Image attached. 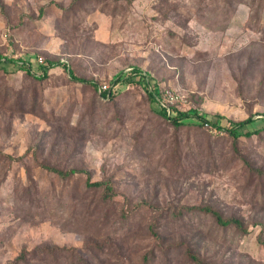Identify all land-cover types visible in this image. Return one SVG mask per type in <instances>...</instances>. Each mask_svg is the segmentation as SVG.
Instances as JSON below:
<instances>
[{"label": "rangeland", "instance_id": "1", "mask_svg": "<svg viewBox=\"0 0 264 264\" xmlns=\"http://www.w3.org/2000/svg\"><path fill=\"white\" fill-rule=\"evenodd\" d=\"M74 1L0 0V56L33 73L0 70V264L49 245L108 264H264V132L178 127L139 85L112 83L138 68L182 112L261 129L264 0ZM40 60L66 67L40 79ZM44 164L109 180L114 199Z\"/></svg>", "mask_w": 264, "mask_h": 264}, {"label": "trees", "instance_id": "2", "mask_svg": "<svg viewBox=\"0 0 264 264\" xmlns=\"http://www.w3.org/2000/svg\"><path fill=\"white\" fill-rule=\"evenodd\" d=\"M83 0H75L74 2H79ZM1 57V56H0ZM16 66L17 70L16 71H22L27 74L33 75L31 68L27 66L26 63H21L18 64L15 61H7V62H0V70L4 71L5 73H9L8 67L9 66ZM56 66H62L66 67L65 64H63L60 61H56V63H51V66H42V75L39 76L38 78L40 79H47L49 76V72L51 69H54ZM15 71V72H16ZM68 72L70 76L72 77L73 80L89 85L93 87L95 90L99 89V87L94 84L91 81L85 80V79H79L76 78L73 74V71L71 69H68ZM138 79V80H135ZM113 86H118V85H123V86H128V85H139L147 94L149 99L151 100L152 103H155L158 106L157 114L162 117L163 119L167 120L170 123H173L175 126L178 127H183L185 125L186 120L190 118H194L201 122L200 124L202 127L206 124L208 126L214 127L220 132H224L227 135H229L231 138L234 140H239L240 138H252L255 135H260L262 132H264V126L261 129H257L254 131H250L248 126L252 125L254 122L253 118L250 117L247 120L244 121H234V120H228L227 125L224 126L222 124V120L224 119L222 116L218 115L216 116L217 121L215 122H210L208 120V115L203 114L198 112L197 110H190L189 112H182L180 109L174 107V105H170L171 108V113L170 115L168 114L166 109H162L157 101L155 96L159 94H163V92H160V89L158 85H155L152 89L150 88V83H149V76L148 75H143L140 69L138 68H133V70L129 73H120L117 75L113 81ZM100 94L102 98H110V99H115L119 93L117 91L113 90H108V91H100ZM264 123V120H263ZM42 167H44L46 170L57 174L58 176L62 177L63 179H68L76 175H86V182L85 186L91 190H103L104 191V198L107 200H112L114 199V187L111 181L109 180H102V181H97L94 182L92 179V175L88 171L84 170H76L72 169L70 171L64 172L59 169H56L52 167L51 165L44 164ZM207 213H211V215L215 218V221L224 228H229V227H234L241 233H248V230L245 228L244 222L235 219V218H229L225 219L219 212L214 211L212 209L206 208ZM261 226L264 228V224L262 223ZM156 239L161 241L163 240L162 237L158 234H156ZM104 248V245H97L100 251ZM91 249V248H90ZM77 251L75 249H70V248H61L56 245H49V246H44V247H38L34 249L33 251L30 250H25L20 253V255L11 263L9 264H33L35 262L36 264H56V262L49 261L48 259H54V258H59L63 257L64 255L66 256V259L69 260V264H108L107 261L103 258H98L96 261H89L86 260L82 257H78L76 255ZM191 259L194 262L200 263L201 259L197 258L196 256H191ZM203 264V263H202Z\"/></svg>", "mask_w": 264, "mask_h": 264}, {"label": "built area", "instance_id": "3", "mask_svg": "<svg viewBox=\"0 0 264 264\" xmlns=\"http://www.w3.org/2000/svg\"><path fill=\"white\" fill-rule=\"evenodd\" d=\"M7 61H8V59L5 56L4 57H0V62H7ZM39 65L40 66H45L46 64L44 63L43 60H40L39 61ZM104 91H107V88H104ZM155 98H156V101H157L158 105L162 109H166L168 114L170 115V113H171L170 105L174 104V102L176 101L177 97L173 93L167 91V92H165L163 94L156 95Z\"/></svg>", "mask_w": 264, "mask_h": 264}]
</instances>
